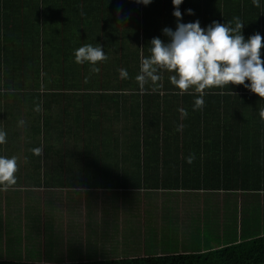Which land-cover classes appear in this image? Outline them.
Wrapping results in <instances>:
<instances>
[{"label": "crops", "instance_id": "obj_1", "mask_svg": "<svg viewBox=\"0 0 264 264\" xmlns=\"http://www.w3.org/2000/svg\"><path fill=\"white\" fill-rule=\"evenodd\" d=\"M207 2L212 6L204 15L208 20L204 28L217 15L225 18V14L212 8L218 0ZM261 7L264 13L263 3ZM233 13L242 17L241 9ZM229 20L224 19L225 22ZM258 20L260 35L264 38V15H259ZM166 23L171 28L172 21L167 19ZM251 27L247 19L242 28L249 32L247 39L252 36ZM261 59L264 61V46ZM117 83L115 80L108 82L112 88ZM245 83L250 82L246 80ZM13 85L9 91L0 82V129L7 133V143L0 145V155L18 157L17 184L7 191L0 190V254L7 252L13 255L7 256L10 258L46 262L45 255L41 258L29 250H42L46 242L54 240L61 241L65 248L82 250L83 255L74 257L79 260L86 256L84 247L99 256L95 258L131 257L136 255L135 243L142 241L145 248L146 243L153 244L158 237L170 240L175 234L187 242L186 247H169L171 252L155 255L172 254L202 251L240 237L264 234V119L258 110L251 107L250 111L247 100L251 98H229L221 107V98L206 95L202 111L193 110L194 98L192 107L184 100L181 107L177 106L176 115L182 122L186 120L192 124L189 136L194 143L184 146L178 136L177 145L181 149L168 147L165 154L160 139L156 141L153 161H147L144 166L136 161L118 160L113 153L121 147L116 143V136L120 134L119 119H113L116 118L114 113L104 121L109 125L105 141L103 135H99L88 145L84 141L74 146L75 136L70 135L66 137L64 151L58 152L56 147V155L62 159H40L42 156L34 155L31 149L40 147L43 151L44 148L40 139L44 119L35 110L37 106L41 108L43 101L36 96L37 91L32 90L34 87L23 91L22 96L15 91L17 82ZM230 86L253 93L243 85ZM168 88L171 90L172 86ZM241 103L245 114L254 117H249L244 124L251 127V124H259V129L244 131L248 138L243 145L233 138L228 144H214L215 138L222 140L223 130L219 126L224 110L241 108ZM131 105L137 109L140 104L135 105L133 101ZM155 105H142V112ZM180 109L187 110L188 118L182 116ZM93 117L88 113L84 119L92 120ZM77 136L85 139L83 135ZM72 145L70 151L68 148ZM192 153L195 160L188 164L186 158ZM60 230L63 236L55 235ZM125 230L133 232L131 237L124 233ZM47 234L52 239H47ZM118 234L122 235V241L133 243L132 251L126 255H104L101 250H110L120 244ZM101 241H106L103 248L98 244Z\"/></svg>", "mask_w": 264, "mask_h": 264}, {"label": "trees", "instance_id": "obj_2", "mask_svg": "<svg viewBox=\"0 0 264 264\" xmlns=\"http://www.w3.org/2000/svg\"><path fill=\"white\" fill-rule=\"evenodd\" d=\"M199 1L203 2V0H183L185 4L183 9H191L197 15L196 11L198 13L199 11L196 2ZM218 2L222 3L224 10L226 8L232 13L240 9L244 10L242 17L248 19V24L259 25L260 21L257 22L256 19H259L261 3L264 8V0H260L259 8L253 5L252 0H218ZM151 3L150 9L149 5L139 7L140 3H136V0H0V62L5 65L0 66V81L17 82L18 89H24V85L27 88L34 87L32 90L37 91L36 96L41 97L43 103L38 113L44 119L43 136L40 137L44 142V148L40 159H62L56 155V147L59 148L58 152L64 151L66 137L70 135L75 136L74 146L84 141L88 145L89 141H95L93 138L99 135H103L102 140L105 141L104 136L108 133L106 126L109 125L108 123L105 125L104 121L111 118L113 113L116 116L113 119H119L117 129L120 136H116V143L121 147L117 152L113 150L118 160L136 161L142 165L147 161H153V156L156 155L155 147L160 139L165 154L168 147L181 149L177 145L179 137L184 146L194 143L193 137L189 136L192 124L177 119L176 108L179 104H183L184 100L192 107V98L196 99V94H180L179 89L169 82V75L168 80L164 74L161 75L162 79L155 86V90L151 82L141 89L136 80L140 72L139 61L150 55V42L160 33L157 24L160 23V26L164 27L169 25L166 23L167 12L173 5L172 0H163V2L152 0ZM258 10V14L255 13ZM223 18L217 16L213 20L227 23L224 21L227 17ZM148 22H157V24L149 26ZM141 24L146 26L142 29L144 42H139L140 30L137 28ZM170 24L174 31L177 23ZM262 24L264 25V20ZM123 34L126 37L130 36L135 42L131 41L130 45L123 44L121 42ZM85 44L101 45L109 57L106 62L97 63L99 72H92L90 63L75 62V50ZM119 65L127 70L128 76L117 80L118 87L114 88L117 90V98L111 96L113 93L106 89L111 88L108 81L112 70L120 69L116 67ZM58 70L62 71L61 77L55 78V72ZM168 85L172 86L171 91L168 92L167 98H163L159 91L167 88ZM212 90L216 92L208 93L207 97L221 98L223 100L221 107L225 106L224 103H227L229 98L248 97L251 98L247 100L250 111L251 107L258 112L260 108H264V98L254 93H247L230 85L228 89ZM221 91L225 94L221 95ZM229 91L234 94H227ZM110 96L115 102L113 110L107 108L104 102H100V99ZM133 101L135 105L140 104L137 109L131 105ZM150 103L156 105L149 110L145 108L146 111L142 112L144 109L142 105ZM67 105L71 108L66 109ZM240 107L236 110L231 108L224 110L225 114L219 126V129L223 130L222 140L218 142L215 138L214 144L220 142L228 144L233 138L232 140L243 145V141L248 138L244 135V131L254 132L259 129V124H251L253 127L244 124L245 121L248 122L249 117L250 119L254 117L245 114L243 105ZM168 108L172 111H168ZM255 112L251 113L256 114ZM88 113L94 115L92 120L84 119ZM102 115L106 117L104 120L101 119ZM191 115L197 116L196 113ZM58 117L61 121L59 119L55 121ZM77 135H83L85 139ZM73 145L68 148L70 151L73 150ZM259 262H264V234L245 236L241 240H233L202 251L172 254L103 257L57 263L0 257V264H255Z\"/></svg>", "mask_w": 264, "mask_h": 264}, {"label": "clouds", "instance_id": "obj_3", "mask_svg": "<svg viewBox=\"0 0 264 264\" xmlns=\"http://www.w3.org/2000/svg\"><path fill=\"white\" fill-rule=\"evenodd\" d=\"M152 0H136V3L149 5ZM183 0H172L173 15L177 26L173 31L165 27L162 31L169 38L165 43L159 37L150 42V55L141 60L140 72L136 80L141 89L149 82L153 90L162 79L161 72L174 73L169 76L170 83L179 89L180 94H196L193 110H203L204 97L214 88L224 89L231 85H243L251 92L264 98V61L261 59L262 36L256 33L247 40L242 35L243 22L234 17L227 23L213 21L202 28L199 20L190 23L180 22L182 13L179 6ZM255 7H260V0H252ZM193 14L192 10H187ZM75 62L92 65V72H99L98 62H106L109 57L101 45L85 44L75 50ZM121 76L127 78L126 69H121ZM250 83H245V81ZM221 95L225 93L221 91ZM227 94H234L228 92ZM39 111L37 106L35 109ZM182 116L188 112L180 109ZM264 119V108L259 109ZM23 125L24 121H20ZM7 143V133L0 129V145ZM34 155H42V148L31 149ZM195 160V154L186 158L188 164ZM18 157L0 155V190L7 191L17 184Z\"/></svg>", "mask_w": 264, "mask_h": 264}, {"label": "rangeland", "instance_id": "obj_4", "mask_svg": "<svg viewBox=\"0 0 264 264\" xmlns=\"http://www.w3.org/2000/svg\"><path fill=\"white\" fill-rule=\"evenodd\" d=\"M160 1L163 2V0H160ZM166 1H170V0H166ZM201 3H202V5H201L200 10H199L200 17L198 15H196L195 12H193V14H191V15L188 14V11L187 10H189V9L188 8L187 9H183L184 6H185V4L182 3L180 5V8H179V10L182 13V19H181V21H183V23H190V22H195V21L199 20V22H201L200 23L201 27L204 28L205 27V23L208 21V20H205L204 15L207 13V11L209 10V7L212 6V5L211 4H208V2L206 3V0H203V2H200V1L199 2H196L197 5H200ZM219 3H217V5L216 6H213L212 8H214V9L216 8V10H219L221 13L225 14L224 16L227 17V18L229 16L230 17V20L229 21H232L234 17H239L238 15H234V13H232V11H229L226 8H225V10L223 8H221V3L220 4ZM151 4H149L150 9H151ZM140 6L142 7L143 4L140 3L139 4V7ZM212 8H210V9H212ZM174 10L175 9H174L173 5H171V7L169 8V10L167 12V18H166V20L167 19H170L172 21V23H177V18L174 17V15H173ZM263 10H264V8H263ZM141 11H142V9H141ZM243 11L244 10H241L242 13H243ZM258 12H259V10L256 11L255 13L258 14ZM209 14H216L217 15L216 12L211 13L210 11H209ZM259 15H264V13L260 11L259 12ZM239 18H240V20L243 23L247 21V18H244V17H239ZM140 19H141V17L139 18V20ZM217 19H219V18H217ZM256 20H257V22H259L258 19H256ZM161 22H162V20H161ZM211 22H213V21L211 20ZM148 23H149V26H156V24H157V22H155V23L154 22H152V23L151 22H148ZM157 26H158V29H159V32H160L158 34V37L162 41H164L165 43L169 42V38L167 36H165L164 33H163V31H162L165 27L163 25L160 26V23L157 24ZM145 27L142 26V24H141V26H139V28H137L138 30H140V32H139V42H144L142 29L145 28ZM251 29H252V31H250V32L252 33V35H254L256 33H259L260 34V25H258L257 23L254 26L252 24V28ZM248 33H249L248 30L242 29V35L245 37L246 40H247ZM131 41L135 42L134 40H131L130 39V36H127L126 37V35H124V37L121 38V42H123V44L126 43L125 45H128V44L130 45ZM119 49H122V48L119 47ZM2 64H3V62H0V66ZM140 65H141V61H139V66ZM2 66H5V65L3 64ZM71 66H78V65H71ZM116 67H120V69L115 68L116 70L115 69L112 70V74L110 76L111 78L109 79L108 82H113L114 80L115 81L121 80V77L122 76H121L120 70L123 69V66L122 65H119V66H116ZM61 74H62V71L58 70V71L55 72V76L54 77L55 78H59V77H61ZM162 74H164L166 76L167 80H168V75L170 76V74L167 71H165L163 73L161 72V75ZM0 82H3L4 83V86L9 91H11L12 90V87L14 86L13 85V82L10 81V80L9 81H0ZM168 86H170V85H168ZM168 86H167V88L161 89L159 91L160 94L163 96V98L166 97L168 95V92L171 91L168 88ZM114 88H117V87L115 86ZM114 88L111 87L110 89H106V90L109 91L110 93H113L111 96L118 97L117 90H114ZM28 89L29 88H27V87H24V89H18L17 88V85H16L15 91H17L18 93L21 92L20 95L23 96L22 92L23 91H26ZM214 91L215 90H211V91L209 90L208 93L214 92ZM111 96L108 97V98H106V99H104V98L100 99V102L101 103L104 102L106 104L107 108H112V110H113V107L115 105V102H114V100L112 99ZM187 106H189V105H187ZM179 107H181V105ZM70 108H71V106L70 105H67L66 109H70ZM171 111L172 110H170V112ZM48 213H50V212H48ZM51 227L52 226H47V228H51ZM133 231H135V226L133 227ZM124 233L125 234H129V236L131 237V234L133 232L131 230H127V231L125 230ZM55 235H57V236L58 235L63 236V232L60 230V232L59 233L57 232ZM118 235H119V239L118 240H119V243L121 245L119 244V245H117L115 247H112L113 249H110V250L109 249H103V250H101V252L104 255H115L117 253H119V254L122 253L121 255H126V254H128V253H130L132 251L133 246H134L133 243L131 244V243H127L126 241H122V235L121 234H118ZM46 238L47 239H50V238L52 239V236H50V235L47 234L46 235ZM241 239H242V237L238 238L237 240H241ZM105 243H106V241H101L98 244H99V246H102V248H103L104 245H105ZM186 243L187 242L184 239H178L175 234H172V237H171L170 240L168 238L158 237L157 240L153 242V244L146 243L145 248H143V245H142L143 242L142 241H139V242L135 243V247L134 248H135L136 255H146L148 253L149 254H157L158 252H171V251H168V248L169 247H176L177 246L179 248H185L186 247L185 246ZM89 246H90V244H89ZM85 249H86V247H84V255L86 254V256H81L83 258H80L79 257L80 259H84V260H86V259H101V258H95V257H99V256H95L94 253H93V251L91 249H87V250H85ZM29 251H32L33 255H39L41 258H42V254L45 255L44 256L45 257V261L46 262H49V263L80 261L79 259H76L74 257L83 255L82 254V250H75V249H71V248H65L63 246V244H61V241H56L55 242L54 240H51V242H46L45 248L42 249V250L41 249H37V250L36 249H31ZM141 251H146L145 252L146 254H144V253L137 254V253H141ZM7 256L13 257L12 254H8L7 252H3L2 254H0V257L10 258V257H7Z\"/></svg>", "mask_w": 264, "mask_h": 264}, {"label": "water", "instance_id": "obj_5", "mask_svg": "<svg viewBox=\"0 0 264 264\" xmlns=\"http://www.w3.org/2000/svg\"><path fill=\"white\" fill-rule=\"evenodd\" d=\"M255 264H264V262H259V263H255Z\"/></svg>", "mask_w": 264, "mask_h": 264}]
</instances>
